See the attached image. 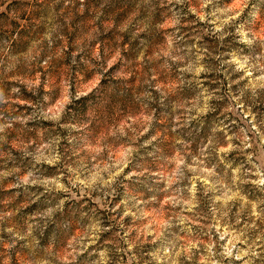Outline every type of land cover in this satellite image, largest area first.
I'll return each mask as SVG.
<instances>
[{
  "label": "rangeland",
  "instance_id": "1",
  "mask_svg": "<svg viewBox=\"0 0 264 264\" xmlns=\"http://www.w3.org/2000/svg\"><path fill=\"white\" fill-rule=\"evenodd\" d=\"M0 264H264V0H0Z\"/></svg>",
  "mask_w": 264,
  "mask_h": 264
}]
</instances>
